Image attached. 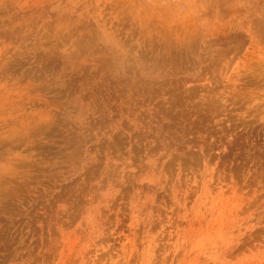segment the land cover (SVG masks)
Returning a JSON list of instances; mask_svg holds the SVG:
<instances>
[{"label":"rangeland","instance_id":"1","mask_svg":"<svg viewBox=\"0 0 264 264\" xmlns=\"http://www.w3.org/2000/svg\"><path fill=\"white\" fill-rule=\"evenodd\" d=\"M0 264H264V0H0Z\"/></svg>","mask_w":264,"mask_h":264}]
</instances>
